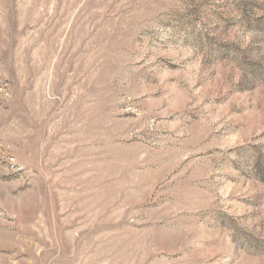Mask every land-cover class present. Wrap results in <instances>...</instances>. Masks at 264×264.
<instances>
[{
  "label": "rangeland",
  "instance_id": "1",
  "mask_svg": "<svg viewBox=\"0 0 264 264\" xmlns=\"http://www.w3.org/2000/svg\"><path fill=\"white\" fill-rule=\"evenodd\" d=\"M0 264H264V0H0Z\"/></svg>",
  "mask_w": 264,
  "mask_h": 264
}]
</instances>
